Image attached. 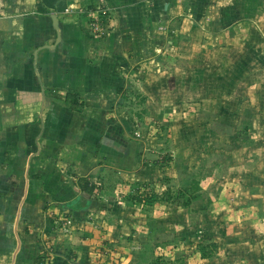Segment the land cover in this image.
I'll return each instance as SVG.
<instances>
[{
    "label": "crops",
    "instance_id": "crops-1",
    "mask_svg": "<svg viewBox=\"0 0 264 264\" xmlns=\"http://www.w3.org/2000/svg\"><path fill=\"white\" fill-rule=\"evenodd\" d=\"M102 1L108 32L92 36L87 15L64 9L99 0H0V264H86V211L97 201L86 183L98 194L124 156L137 162L123 143L140 136L122 111L132 82L146 95L152 79L139 73L179 36L229 39L264 22V0ZM64 216L79 245H60L53 224Z\"/></svg>",
    "mask_w": 264,
    "mask_h": 264
},
{
    "label": "rangeland",
    "instance_id": "rangeland-1",
    "mask_svg": "<svg viewBox=\"0 0 264 264\" xmlns=\"http://www.w3.org/2000/svg\"><path fill=\"white\" fill-rule=\"evenodd\" d=\"M205 31L139 73L146 95L132 82L137 162L124 156L86 211V264H264V22L231 41Z\"/></svg>",
    "mask_w": 264,
    "mask_h": 264
},
{
    "label": "built area",
    "instance_id": "built-area-1",
    "mask_svg": "<svg viewBox=\"0 0 264 264\" xmlns=\"http://www.w3.org/2000/svg\"><path fill=\"white\" fill-rule=\"evenodd\" d=\"M104 1L99 0V4L95 9H91L86 12V8L84 7H75L72 9V7H66L64 9V13H74L77 14V16H88V26L89 31L91 35L93 36H100L107 34L108 28L105 24V16L108 14V8L106 7V4H103ZM160 29H163V25H159ZM70 220L67 217H59L58 219H55V227L59 229V231L62 233H71L72 229L70 227Z\"/></svg>",
    "mask_w": 264,
    "mask_h": 264
},
{
    "label": "trees",
    "instance_id": "trees-1",
    "mask_svg": "<svg viewBox=\"0 0 264 264\" xmlns=\"http://www.w3.org/2000/svg\"><path fill=\"white\" fill-rule=\"evenodd\" d=\"M95 189H96L95 185L86 183V190H85L86 193L90 194L94 198H95V194H96ZM70 206L78 207V205H76L75 203H74V205H70ZM55 226L56 225L53 224L54 228H55ZM201 250H202V256L203 257L209 256L211 254V251H210V249L207 246H202Z\"/></svg>",
    "mask_w": 264,
    "mask_h": 264
}]
</instances>
